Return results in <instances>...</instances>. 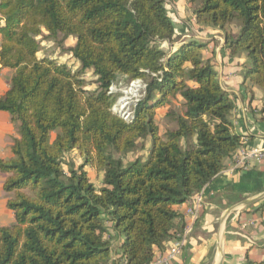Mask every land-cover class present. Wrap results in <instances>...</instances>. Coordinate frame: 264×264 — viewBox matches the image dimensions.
<instances>
[{
    "label": "trees",
    "instance_id": "16d2710c",
    "mask_svg": "<svg viewBox=\"0 0 264 264\" xmlns=\"http://www.w3.org/2000/svg\"><path fill=\"white\" fill-rule=\"evenodd\" d=\"M186 3L195 25L243 56V82L264 92V0ZM0 21V68L12 72L0 112L16 127L11 158L0 159L13 216L0 227V264H153L176 235L174 208L242 147L206 44L181 40L165 0H0ZM43 41L79 70L38 57ZM119 77L145 85L130 121L112 111ZM258 114L264 122V106ZM71 152L80 165L66 161Z\"/></svg>",
    "mask_w": 264,
    "mask_h": 264
},
{
    "label": "crops",
    "instance_id": "0c3cea01",
    "mask_svg": "<svg viewBox=\"0 0 264 264\" xmlns=\"http://www.w3.org/2000/svg\"><path fill=\"white\" fill-rule=\"evenodd\" d=\"M165 2L176 33L182 36L181 40H186L184 37L192 32V39L206 44L202 53L212 59L219 83L234 103L232 122L234 132L241 136L242 143L239 153L264 151V122L259 120L258 114L264 106V92L249 81L243 82L242 65L245 59L241 55L229 56L220 31L200 29L195 25L186 0ZM171 4H181L190 12L175 8L176 12L170 11ZM184 15L188 19L184 20ZM0 73L8 77L7 82L0 83L1 97L8 89L12 72L0 68ZM11 136L13 129L9 119L1 112L0 159L11 158ZM235 158L225 160L220 174L198 194L201 208L196 214L187 213L191 204L174 208L178 214L176 235L165 244L163 253L159 252L156 259L164 257L177 236L186 230L181 253L168 264H264V159L249 158L244 169L233 170ZM6 177L0 173V191ZM6 202L3 204L0 201V227L13 223L11 212L6 210ZM119 255V250L115 248L113 259Z\"/></svg>",
    "mask_w": 264,
    "mask_h": 264
},
{
    "label": "rangeland",
    "instance_id": "374dc122",
    "mask_svg": "<svg viewBox=\"0 0 264 264\" xmlns=\"http://www.w3.org/2000/svg\"><path fill=\"white\" fill-rule=\"evenodd\" d=\"M178 9L179 11H183L185 9V13H187L189 10L186 7H183L178 4H171V7L169 6L170 11H177L174 10ZM191 11V10H190ZM189 11V12H190ZM184 13V14H185ZM188 19V16L184 15V20ZM190 34V35H189ZM194 37V34L192 32H188V35L184 37L186 40L192 39ZM66 47L74 45V39H68L66 41ZM64 49H66L64 47ZM202 52L204 53V50L202 49ZM38 57H47L53 61H55L58 64L66 65L72 72H76L79 70L78 63L72 58V56L69 53H64L61 48H58L54 43L43 41L40 44V50L38 52ZM82 79L86 83V90L92 91L96 88V77L92 75L91 72L85 71L81 74ZM8 77L0 73V83L7 82ZM110 91L112 94L116 96L115 104L113 105L112 111L114 114L122 117L123 119H127V121H130L133 116V110L135 104L144 97V91H145V85L141 81H134L131 83H127L123 78H118L116 82L111 86ZM160 110L157 111L159 113ZM1 113V112H0ZM3 113V112H2ZM5 115H7L9 119V123L13 129V136L10 137L9 140H11L16 135V127L11 122V117L8 113L4 112ZM54 137V134L52 135V138ZM131 156H128L127 159H130ZM67 162H73L76 166L80 165L82 163V159L78 156L77 152H71L66 156ZM87 171L88 179L89 181L96 187H100L101 183V175L100 173L96 172L94 169L87 167L85 168ZM12 197L11 194L0 191V201L4 204L5 201L10 199ZM7 210V209H6Z\"/></svg>",
    "mask_w": 264,
    "mask_h": 264
},
{
    "label": "built area",
    "instance_id": "2783aa9c",
    "mask_svg": "<svg viewBox=\"0 0 264 264\" xmlns=\"http://www.w3.org/2000/svg\"><path fill=\"white\" fill-rule=\"evenodd\" d=\"M127 121V119H124ZM249 158H255L257 160H263L264 159V151L254 150L250 152H241L236 156L235 163L233 165L234 169H244L245 162ZM191 208L187 210V213L189 215L196 214L197 211L201 208V200L198 195H196L192 201H191ZM185 234L186 230H184L180 235L177 236V239H175L172 247L169 249V251L166 253L164 257L158 258L155 260L153 264H168L171 261H173L182 251L183 246L185 245Z\"/></svg>",
    "mask_w": 264,
    "mask_h": 264
}]
</instances>
